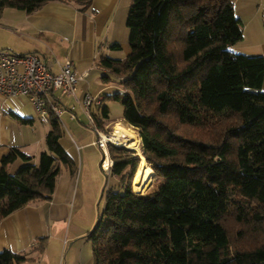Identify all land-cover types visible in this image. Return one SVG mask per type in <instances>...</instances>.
I'll list each match as a JSON object with an SVG mask.
<instances>
[{
    "label": "trees",
    "instance_id": "1",
    "mask_svg": "<svg viewBox=\"0 0 264 264\" xmlns=\"http://www.w3.org/2000/svg\"><path fill=\"white\" fill-rule=\"evenodd\" d=\"M48 1L0 0V18L5 8L31 13ZM59 1L85 10L92 0ZM234 2L131 0L130 53L95 62L119 79L123 94L102 101H121L122 121L138 128L157 188L135 192L140 155L107 144L108 172L118 185L104 192L103 208L83 236L94 264H264V57L231 51L243 28ZM102 101L90 112L96 128L108 134ZM49 125L47 151L37 164L18 148L2 158L0 221L48 199L61 166L76 171L53 113ZM17 159L23 164L10 172ZM43 246L41 239L28 251L4 249L0 264L31 261V251Z\"/></svg>",
    "mask_w": 264,
    "mask_h": 264
},
{
    "label": "crops",
    "instance_id": "2",
    "mask_svg": "<svg viewBox=\"0 0 264 264\" xmlns=\"http://www.w3.org/2000/svg\"><path fill=\"white\" fill-rule=\"evenodd\" d=\"M238 2L234 12L243 25L242 38L230 49L235 53L260 54L264 57V13H260L259 4L255 7V0H242L240 5ZM130 4L131 0H92L87 9L81 10L73 2L51 0L31 13L5 8L0 18V49L17 53L34 52L46 61L53 72L59 71V63L66 58L72 59L73 72L79 77L77 98L59 97L58 92L55 95L67 110L63 112V129L66 128L67 134L60 139V144L76 166L81 150L95 146L94 137L79 125L87 121L82 105L84 98L90 96L91 107H96L104 97L103 92L113 87L112 81H119L108 71L100 69L95 62L101 56L122 59L130 53L126 35ZM247 32L251 35L248 41ZM240 42L246 43L238 45ZM115 43L120 46L112 47ZM104 75L109 77L108 81L102 79ZM71 107L76 119L70 117L68 110ZM21 119L29 121L23 122ZM122 119L123 114L117 116L115 121L109 120L106 126L122 122ZM38 122L48 126L45 128ZM49 130V122L40 121L29 97L20 95L6 98L0 94V165L2 158L12 148H18L37 164L40 153L47 151L44 141L46 143ZM105 156L109 158L107 149ZM79 166L82 169V158ZM69 174L65 175L63 184L58 182L61 174L58 175L54 192L48 199L21 207L1 219L0 251H28L43 239L42 251H31L33 260L22 264H94L91 242L82 241L85 232L71 231L70 224H67L70 210L77 208L80 201L77 193L79 185L75 189L77 179L73 172ZM63 251L64 262L61 260Z\"/></svg>",
    "mask_w": 264,
    "mask_h": 264
},
{
    "label": "built area",
    "instance_id": "3",
    "mask_svg": "<svg viewBox=\"0 0 264 264\" xmlns=\"http://www.w3.org/2000/svg\"><path fill=\"white\" fill-rule=\"evenodd\" d=\"M55 61L58 62L57 59ZM78 80L79 77L73 72L71 58H66L62 63H59V71L53 72L46 61L34 52L17 53L9 49H0V94L6 98L20 95L29 97L42 122H49L50 113L60 119L62 113L67 111L63 108L59 97L73 96L77 98ZM57 92L59 97L55 95ZM91 101V97L86 96L82 105L88 125L96 129L97 137L93 144L103 151L101 167L107 171L109 168L104 166V160L107 144L110 141H105L101 132L95 127L90 112ZM72 109L73 107L68 112L71 118L76 119L77 116ZM112 163L113 161L110 159L109 167Z\"/></svg>",
    "mask_w": 264,
    "mask_h": 264
},
{
    "label": "rangeland",
    "instance_id": "4",
    "mask_svg": "<svg viewBox=\"0 0 264 264\" xmlns=\"http://www.w3.org/2000/svg\"><path fill=\"white\" fill-rule=\"evenodd\" d=\"M237 2L239 5L243 3L242 0H235L234 7L236 6L235 4ZM258 4L260 5L259 7L260 13L261 12L264 13V0H255V7H257ZM126 35L128 36L127 28H126ZM250 36L251 35L247 32L246 34L247 41L250 39ZM243 43H246V42H243ZM243 43L238 44V45H244ZM237 53H240V52H237ZM242 54H246V53H242ZM112 84H113V87L104 91L103 92L104 95L113 96L115 93L123 94L119 81H116L115 79L112 81ZM261 90L264 91V81H263ZM102 105L107 106L109 109V119L108 120L115 121V118L117 116H120L123 114V105L120 100H116L113 98H105L102 101ZM93 108L95 109V106H93ZM64 120H65V115L63 113L60 117L62 126H64L63 124ZM38 123H40V126H43L45 128L48 126L47 124H44L41 122H38ZM114 124L115 123H113L112 126L108 128L109 129L107 130L108 132L106 131L108 135L112 134V129L114 127ZM79 125L83 129H86L87 132L90 133L94 137V139H96L97 133L93 127L87 124V121H83V123L82 124L79 123ZM65 129L66 128L64 127V130ZM65 133L67 134V131ZM44 145H46L45 141H44ZM113 145L120 146L117 144H113ZM121 147H124V146H121ZM135 152L138 154L139 152L141 153V144H140V151L139 152L135 151ZM105 155H106V152H105ZM80 156H81L80 158H82V169H80V166H79L80 158L78 155L77 168H76V171L74 172V177H76L77 179L75 183V189L77 188V185H79L77 193L80 196L79 197L80 201H79V205L77 206V208H74V209L72 208L70 210V213L67 218V224H70L71 231L79 230L81 232H85L86 234L92 229L93 224L97 217V212L101 211L103 208L104 192L108 188H116L118 185V182H117L118 180L116 179V177H114L112 174L108 172L111 166L110 167L108 166L109 169L107 171L101 167V160L104 154H103V151L100 150L97 145L91 148L88 147V148L82 149ZM20 163L23 164V162L20 159H17L16 162L11 163L10 168H9L10 171L14 172L15 170H17L19 168ZM68 171H69L68 168H66L65 166H61V172H60L61 176L60 178H58V182L60 183L62 182V184L64 183L65 175L66 174L70 175L69 174L70 171L69 172ZM153 181L155 183V188L152 191L156 190L157 188V177L155 174L153 176ZM152 191H149V192H152ZM86 240L90 242L86 237L82 238V241L86 242ZM64 254H65V251H63L61 255V260H63V262H64V257H65Z\"/></svg>",
    "mask_w": 264,
    "mask_h": 264
},
{
    "label": "bare ground",
    "instance_id": "5",
    "mask_svg": "<svg viewBox=\"0 0 264 264\" xmlns=\"http://www.w3.org/2000/svg\"><path fill=\"white\" fill-rule=\"evenodd\" d=\"M105 141L113 142L117 145L124 146L128 149L140 151L141 137L138 128L126 123L117 122L114 124L112 134L101 132ZM140 161L132 178V187L135 192L147 193L155 188L153 181L154 171L147 163L145 157L139 152ZM110 159L107 157L104 160V166L108 167Z\"/></svg>",
    "mask_w": 264,
    "mask_h": 264
}]
</instances>
